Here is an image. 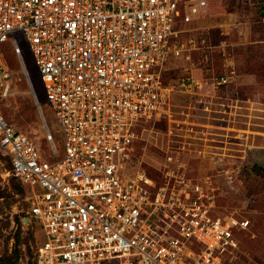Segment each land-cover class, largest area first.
<instances>
[{
  "label": "built area",
  "instance_id": "2783aa9c",
  "mask_svg": "<svg viewBox=\"0 0 264 264\" xmlns=\"http://www.w3.org/2000/svg\"><path fill=\"white\" fill-rule=\"evenodd\" d=\"M215 1L0 0V44L13 31L25 34L63 134L60 156L39 108L57 157L47 161L0 109V150L25 187V221L37 223L45 237L35 264H227L237 258V234L250 221L220 215L210 175H188L179 153L165 154L159 181L141 164L132 173L139 132L168 116L177 87L162 79L170 56L185 47L175 24L201 19ZM12 45L24 65L18 41ZM231 74L214 76V87L231 83L234 68ZM12 76L0 50V105L11 95ZM177 85L191 93L200 83L188 76ZM225 173L233 182L235 171Z\"/></svg>",
  "mask_w": 264,
  "mask_h": 264
},
{
  "label": "rangeland",
  "instance_id": "374dc122",
  "mask_svg": "<svg viewBox=\"0 0 264 264\" xmlns=\"http://www.w3.org/2000/svg\"><path fill=\"white\" fill-rule=\"evenodd\" d=\"M175 29L182 31L178 40L185 47L170 56L162 79L166 86L177 87L168 116L139 132L132 170L141 164L160 179L165 154L179 153L188 162V175H210L220 215L250 221L249 228L237 234L241 240L237 258L227 264H264V178L250 171L252 165L264 168L258 151L264 149V0L215 1L201 19L190 24L179 20ZM13 39L22 50L24 65L13 52ZM0 50L13 72L11 95L0 105L2 114L36 144L47 161H55L45 123L60 156L63 134L25 34L13 31ZM232 68L233 81L214 87L212 78L231 76ZM188 76L200 83L191 93L177 85ZM226 171H235L233 182L227 180ZM12 175L0 150V263L6 249L12 252L16 216H20L22 244L16 264H33L36 246L45 237L37 223L25 221L28 205L13 192Z\"/></svg>",
  "mask_w": 264,
  "mask_h": 264
},
{
  "label": "trees",
  "instance_id": "16d2710c",
  "mask_svg": "<svg viewBox=\"0 0 264 264\" xmlns=\"http://www.w3.org/2000/svg\"><path fill=\"white\" fill-rule=\"evenodd\" d=\"M241 87L243 88L244 86H241ZM242 96H243V94H242ZM151 125H152L151 123L147 124V126H151ZM134 146H135V144H134ZM5 157H7L8 161L10 163V170H12V164H11L9 157L8 156H5ZM133 167H135V166H133ZM250 171L255 176L264 178V168L263 167H261L259 165H252L250 168ZM132 173H133V170H132ZM146 173L148 176L152 177L155 181H159V179H157L156 177H154L153 175L148 173V171H146ZM12 174H13V172H12ZM11 181L13 183V192L15 194H19L25 198V194H26L25 187L20 183V181L18 180V178L14 174L12 175ZM27 205H28V203H27ZM16 222H17L18 230L15 233V239H14L15 241H14V246L12 248V252L9 253L8 250L6 249L2 255V259H1L0 264H16V262H17L16 258L20 257V255H21V250L19 247L22 244V242H21V224L23 222V218H21L20 216H16ZM33 264H35L34 260H33Z\"/></svg>",
  "mask_w": 264,
  "mask_h": 264
},
{
  "label": "water",
  "instance_id": "95a60500",
  "mask_svg": "<svg viewBox=\"0 0 264 264\" xmlns=\"http://www.w3.org/2000/svg\"><path fill=\"white\" fill-rule=\"evenodd\" d=\"M24 71H25V69H23ZM259 151V153H260V155H259V159H261V157L263 158L264 157V149H260V150H258ZM264 159V158H263ZM16 261H18V258H16Z\"/></svg>",
  "mask_w": 264,
  "mask_h": 264
},
{
  "label": "crops",
  "instance_id": "0c3cea01",
  "mask_svg": "<svg viewBox=\"0 0 264 264\" xmlns=\"http://www.w3.org/2000/svg\"><path fill=\"white\" fill-rule=\"evenodd\" d=\"M178 42H179V40H178ZM179 43H180V42H179ZM14 54H15V53H14ZM10 67H11V65H10ZM11 69H12V68H11ZM236 81H238V79H237ZM236 81H235V82H236ZM241 81H242V80H241ZM240 113H242V112H239V114H240Z\"/></svg>",
  "mask_w": 264,
  "mask_h": 264
}]
</instances>
